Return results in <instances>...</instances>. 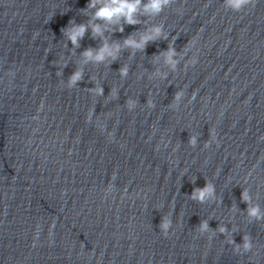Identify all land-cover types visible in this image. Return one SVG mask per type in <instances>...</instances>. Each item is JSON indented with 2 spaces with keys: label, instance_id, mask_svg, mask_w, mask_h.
Returning <instances> with one entry per match:
<instances>
[{
  "label": "water",
  "instance_id": "1",
  "mask_svg": "<svg viewBox=\"0 0 264 264\" xmlns=\"http://www.w3.org/2000/svg\"><path fill=\"white\" fill-rule=\"evenodd\" d=\"M87 2L0 0V264H264V220L229 211L246 208L243 188L264 209V0L239 12L223 0H174L149 21L163 24L167 40L144 53L124 50L110 65H84L83 80L68 88L62 81L79 53L99 43L86 32L70 52L61 32L70 19H87ZM142 27L125 25L111 38ZM168 41L177 51L187 46L175 72L152 62ZM194 52L197 62L185 67ZM61 57L67 66L57 76ZM155 67L167 78L148 79ZM90 76L104 96L87 91ZM178 89L185 96L173 110ZM128 97L138 101L131 111ZM209 129L219 143L204 148ZM205 179L220 203L186 195ZM164 215L167 237L158 228ZM204 218L213 229L235 225L236 243L248 233L252 250L235 252L223 234L200 235L194 227Z\"/></svg>",
  "mask_w": 264,
  "mask_h": 264
},
{
  "label": "clouds",
  "instance_id": "2",
  "mask_svg": "<svg viewBox=\"0 0 264 264\" xmlns=\"http://www.w3.org/2000/svg\"><path fill=\"white\" fill-rule=\"evenodd\" d=\"M174 0H88L86 7L80 9L82 15L86 16L87 19L83 22L77 23L74 19H70L67 26L61 29L63 38L66 40V46L70 41L72 47L69 49L70 52H75L80 47V41L84 38L86 32L89 33L93 40H98L99 43L96 47L88 46L79 53V62L75 67L74 71L67 77L65 81H62L68 88H73L78 85V82L84 78V65L87 64H105L110 65L114 61H117L120 54L127 50L129 56L135 52H143L149 42L167 40V32L164 29L162 23H149L151 18L160 15L167 7H169ZM253 0H223V6L226 9H230L235 12H239L242 9L249 6ZM179 11V9H177ZM125 25H143L142 28L129 33L122 39H112L111 35L114 32H124ZM196 41L193 38L187 42V46L195 45ZM187 46L183 51H177L174 47V41H168L166 49L160 50L158 53L152 55V62L154 64L162 63L167 67L168 70L175 72L179 58L184 55L187 51ZM197 62L195 52L185 62V67L193 65ZM57 67L55 75L62 76L63 68L67 66V61L62 57L55 61ZM118 73L121 79L128 76L129 66L127 63L121 64L118 68ZM9 75H12L9 72ZM168 72L163 71L158 67H155L152 71L148 72V79L159 78L161 80L167 78ZM89 81L94 85L93 87L87 88V91L96 96H104L103 87L97 78L92 76L89 77ZM118 91L116 87L110 88L108 96L113 99L118 98ZM195 93L189 97V102L194 98ZM185 96L183 89H178L173 93L171 102L168 104L170 109H177L180 105L181 100ZM138 101L132 97L126 98L124 104L125 107L131 111L136 108ZM146 106L151 109L153 108L154 101L149 96L146 98ZM43 107V101H41L37 111ZM91 110L88 113V117H91ZM111 115V113H107ZM35 118V117H34ZM103 129V124L98 125ZM209 139L203 143L204 148L210 147L211 143L218 145L215 129H209ZM111 135V134H109ZM187 144L191 147L197 145V136L189 134ZM160 145H157L159 148ZM164 147H167V141H165ZM175 150V148L173 149ZM114 175V174H113ZM247 179V176L245 177ZM196 177H192L189 181L195 183ZM112 184L110 183L105 192H111ZM139 194V193H137ZM189 199L196 201L200 204L205 202L216 201L220 203V197L216 193L215 185L205 179L203 187H193L190 194H186ZM240 199L246 204V208L241 210L237 205L232 204L229 207L230 213L243 211L246 220L251 223L254 221L264 220V209L261 208L260 204L253 200L252 194L247 188H243L240 193ZM208 218L200 219L199 223L194 227L195 231L200 235H207L209 239L215 236L217 233L223 234L225 241L232 245L235 252H249L253 248V242L248 233L242 234V243H236L233 239V233L238 229L235 225L228 228L223 223H219L218 226L213 229L209 226ZM172 227V220L169 215L161 217L158 228L161 234L167 237L169 229Z\"/></svg>",
  "mask_w": 264,
  "mask_h": 264
}]
</instances>
